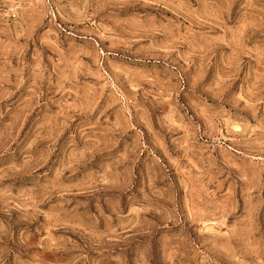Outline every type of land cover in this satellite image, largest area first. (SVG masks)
Wrapping results in <instances>:
<instances>
[{
    "label": "rangeland",
    "instance_id": "1",
    "mask_svg": "<svg viewBox=\"0 0 264 264\" xmlns=\"http://www.w3.org/2000/svg\"><path fill=\"white\" fill-rule=\"evenodd\" d=\"M0 264H264V0H0Z\"/></svg>",
    "mask_w": 264,
    "mask_h": 264
}]
</instances>
